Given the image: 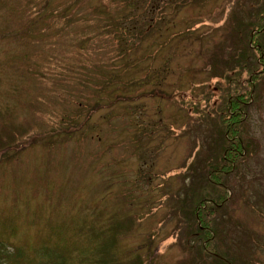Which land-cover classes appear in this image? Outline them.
I'll return each instance as SVG.
<instances>
[{
  "label": "rangeland",
  "instance_id": "rangeland-1",
  "mask_svg": "<svg viewBox=\"0 0 264 264\" xmlns=\"http://www.w3.org/2000/svg\"><path fill=\"white\" fill-rule=\"evenodd\" d=\"M168 1L163 14H147L151 28L129 49L137 70L121 73L127 81L165 66L161 78L144 82L134 99L98 108L78 127L89 110L76 100H94L97 76L118 62L116 41L95 25L104 19L103 3L112 18L119 5L77 0L84 10L76 19L43 28L33 19L49 10L44 0H0V264H19L8 255L15 247L22 262L38 264L44 257L33 247L44 243L64 248L65 264H83L95 242L78 225L111 216L118 230L110 250L126 264L221 259L207 249L196 256L202 239L175 227L182 218L170 207L180 206L178 196L186 195L180 187L215 151L217 92L247 90L245 67L221 61L240 48L233 49L234 30L247 35L242 24L251 29L258 8L264 14V0ZM94 4L98 11L90 13ZM87 34L94 43L82 39ZM253 41L264 51V29ZM60 64L81 68L85 83L48 75L45 69ZM256 68L264 70V62ZM225 69L235 70L228 79L221 78ZM255 84L239 128L248 151L224 178L229 196L212 212L219 250L231 251L238 264H264V72ZM65 111L73 121H60Z\"/></svg>",
  "mask_w": 264,
  "mask_h": 264
},
{
  "label": "trees",
  "instance_id": "trees-1",
  "mask_svg": "<svg viewBox=\"0 0 264 264\" xmlns=\"http://www.w3.org/2000/svg\"><path fill=\"white\" fill-rule=\"evenodd\" d=\"M112 1V0H111ZM117 5H119L117 10V15L112 18L109 13L111 6L107 4H102L101 12L104 13V19L101 20L100 23H96L95 28L97 30H101L102 32H110L111 42L114 44L116 41V55H117V63H112L111 66L106 68L105 72H102L97 76V80L100 81L96 88L94 89L95 95L94 100L87 98L86 101L78 98L76 100V107L84 106L85 110H89V115L84 117L80 123H78V127L83 123H87L90 114L96 111L100 107L111 106L118 101L134 99V94L137 96L141 94L140 92H135L136 89L141 87L144 82H152L153 79L161 78V74L166 68L163 66L162 69L157 70L156 68L149 69V73L141 75V77L129 78L130 80H121V73L123 71H127V69H136L137 70V61L135 58L129 59L131 53L129 49L131 46H135L136 42L143 38V33H146V30L151 28L152 19H145L147 14L155 15L153 13H162V1L163 0H114ZM165 2H170L168 0H164ZM44 2L49 6V10L47 12L39 13L38 17L35 16L34 21L40 19L42 20L43 28L48 26L50 21L58 19L62 24L69 23V21H73L76 19L77 14H81L84 9L77 7V0H68L65 3H61L60 5H48V0H44ZM159 2L162 4L159 5ZM45 5V4H44ZM97 5V4H96ZM95 4L93 5L90 13H95L98 11V7ZM39 5H37V9L39 11ZM156 8L159 11H155ZM157 15V14H156ZM155 15V16H156ZM151 16V18H152ZM255 16V17H254ZM254 19L250 22L252 28L245 23L242 24L243 28H248V34L245 36V41H243L244 36H241L240 30H234L236 32L233 37V49L237 44L240 45L238 50V54L235 53L225 56L222 59L221 63L226 67H233L236 65L238 68L242 66L245 67L246 72V82H247V90L240 91L234 93V96L231 95L230 92L225 91L224 94L220 91L217 92V95L220 96L217 101L220 105L219 110L217 111L218 122L214 127L216 129L214 139L215 151L212 152L209 161L204 164L203 168L198 170L195 176H192L190 179V183L186 186L182 185L180 189L186 193V195L178 196V202L180 206L176 209L170 207L172 211H174L177 215H181L182 220H177V216L175 217L176 226L180 231L183 229L185 234L188 236H192L193 238L202 239L201 244L204 246V249H201L200 244L198 248V252L196 251V256L198 258L204 256L200 255L204 254L206 249L210 253V251L218 253V255H222L219 259L217 256V261H211L208 264H238L239 260L236 259V255H233L229 251H220L218 243V234L217 230L214 228L216 219L212 218L213 211L219 209V205L221 203H225L227 197L229 196V186L226 185L224 178L228 176V174L233 170L235 161L237 160L238 155L244 151L247 153V148L243 145L241 141L239 128H241V121L245 118V107L247 101H249L254 94L255 89V81L257 79V73L264 72L262 69H257L256 66L262 64L264 62V51H262V45H254L253 37L258 33L263 31L264 29V14L261 13V10L258 8L254 15ZM241 27V28H242ZM240 31V32H239ZM233 33V34H234ZM131 37V38H130ZM83 40L92 41L94 43V39L96 37L92 34H87L83 36ZM251 43L253 45H251ZM231 47V46H230ZM251 47L256 50V54L252 53ZM252 48V49H253ZM255 56V58H253ZM115 64V65H114ZM82 66V65H81ZM120 66V67H118ZM83 67V66H82ZM255 68V69H254ZM47 70L48 75H53L55 73L56 76L60 77L61 80H69L71 78L74 80L77 78L81 85L85 83L83 77L81 76V68L75 69V67H68L64 64L59 65V69L54 71ZM148 69V68H146ZM145 69V70H146ZM44 70V71H45ZM235 71V70H234ZM233 71V72H234ZM232 70H224L221 74V78H230L233 75ZM91 77V75H90ZM219 78V77H217ZM82 79V80H81ZM227 85L230 83L227 82ZM218 90V89H217ZM225 89H223L224 91ZM134 93V94H133ZM111 108V107H110ZM221 112L224 116L221 115ZM65 111V116L60 117L61 122H71L74 120L73 115H69ZM91 128V127H90ZM172 213V212H171ZM115 216L107 217L101 221L98 225H95L94 222L86 221L81 225H78L77 229L83 231L86 237L92 241L93 246L89 253H86L90 256H83V259L87 262L83 264H126L124 260H121L118 256H114L111 253V246L113 245V239L111 233L117 232L118 228L113 223ZM176 228V229H177ZM82 229V230H81ZM110 230V232H109ZM201 238H200V237ZM33 254L41 253L44 259L38 264H65V250L59 245L52 244L48 246L46 243L42 245L36 244L33 247ZM93 251V253H92ZM218 251V252H217ZM5 254V252H3ZM15 255L14 258H20L19 264H30L28 261L22 262L24 254H22L21 248L19 250L15 247L14 251L8 255ZM7 255V257H8ZM39 255V254H38ZM201 259L202 264H207ZM193 263V258L189 259V264ZM141 264V261H139Z\"/></svg>",
  "mask_w": 264,
  "mask_h": 264
},
{
  "label": "bare ground",
  "instance_id": "bare-ground-1",
  "mask_svg": "<svg viewBox=\"0 0 264 264\" xmlns=\"http://www.w3.org/2000/svg\"><path fill=\"white\" fill-rule=\"evenodd\" d=\"M231 252V251H230ZM232 253V252H231Z\"/></svg>",
  "mask_w": 264,
  "mask_h": 264
}]
</instances>
